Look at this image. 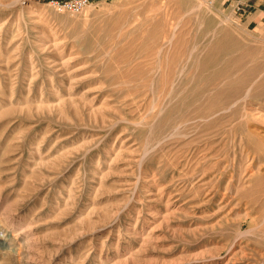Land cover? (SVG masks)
<instances>
[{"label": "rangeland", "instance_id": "1", "mask_svg": "<svg viewBox=\"0 0 264 264\" xmlns=\"http://www.w3.org/2000/svg\"><path fill=\"white\" fill-rule=\"evenodd\" d=\"M0 264H264V0H0Z\"/></svg>", "mask_w": 264, "mask_h": 264}, {"label": "built area", "instance_id": "2", "mask_svg": "<svg viewBox=\"0 0 264 264\" xmlns=\"http://www.w3.org/2000/svg\"><path fill=\"white\" fill-rule=\"evenodd\" d=\"M48 3L59 12L81 14L91 5V0H48Z\"/></svg>", "mask_w": 264, "mask_h": 264}]
</instances>
